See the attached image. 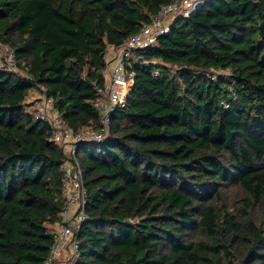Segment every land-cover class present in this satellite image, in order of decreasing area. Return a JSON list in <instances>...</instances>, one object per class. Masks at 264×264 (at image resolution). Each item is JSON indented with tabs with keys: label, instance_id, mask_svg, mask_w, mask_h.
I'll return each mask as SVG.
<instances>
[{
	"label": "trees",
	"instance_id": "trees-1",
	"mask_svg": "<svg viewBox=\"0 0 264 264\" xmlns=\"http://www.w3.org/2000/svg\"><path fill=\"white\" fill-rule=\"evenodd\" d=\"M177 1L0 0V43L22 72L0 62V264L47 258L72 158L27 111L29 91L73 132L99 129L108 47ZM174 18L132 53L106 139L75 152L88 199L77 264H264V0H208Z\"/></svg>",
	"mask_w": 264,
	"mask_h": 264
},
{
	"label": "built area",
	"instance_id": "built-area-1",
	"mask_svg": "<svg viewBox=\"0 0 264 264\" xmlns=\"http://www.w3.org/2000/svg\"><path fill=\"white\" fill-rule=\"evenodd\" d=\"M208 0H178L176 3L161 7L150 23L144 24L140 32L126 40L117 48L108 47L106 66L102 72V84L95 86L93 108L99 114L100 128H84L73 132L58 115L53 101L40 96L31 101L30 113L49 126V141L60 147L71 160L61 166V197L63 200L59 220L50 226L48 232L52 245L42 264H77L80 257L78 235L87 220V189L84 185L81 168L74 155L83 144L101 142L109 134L110 115L124 107L133 85V75L129 68L133 63L132 53L156 45L157 40L167 34L174 17L186 19ZM170 19V21H169ZM0 47L4 46L0 43ZM5 63L1 67L17 70L14 53L4 48Z\"/></svg>",
	"mask_w": 264,
	"mask_h": 264
},
{
	"label": "rangeland",
	"instance_id": "rangeland-1",
	"mask_svg": "<svg viewBox=\"0 0 264 264\" xmlns=\"http://www.w3.org/2000/svg\"><path fill=\"white\" fill-rule=\"evenodd\" d=\"M170 21V19H169ZM3 45V44H2ZM4 48H9L5 45H3ZM4 48L3 47H0V60L2 63H5V51H4ZM17 65V64H16ZM12 72H17L18 74L22 75V72L19 73L18 69L17 70H11ZM29 94L31 96H40L39 93L35 90H31L29 91ZM40 98V97H39ZM29 99L31 98H28L27 97V100L29 101ZM27 111H30V109H28ZM240 199V192L239 190L237 189L236 186H228L224 189L223 191V195H222V203L226 204V205H230L231 207L234 206L233 203L235 200H238ZM238 202H236L235 204H237ZM232 210V209H230Z\"/></svg>",
	"mask_w": 264,
	"mask_h": 264
},
{
	"label": "crops",
	"instance_id": "crops-1",
	"mask_svg": "<svg viewBox=\"0 0 264 264\" xmlns=\"http://www.w3.org/2000/svg\"><path fill=\"white\" fill-rule=\"evenodd\" d=\"M28 98H31V99H29V101L28 100H26V102L27 103H30L31 101H33V100H35V99H38L40 96H31L30 94H28V96H27Z\"/></svg>",
	"mask_w": 264,
	"mask_h": 264
}]
</instances>
